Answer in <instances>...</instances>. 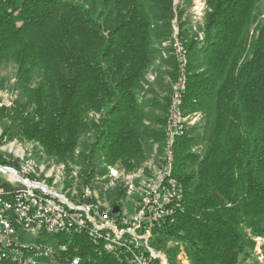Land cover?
<instances>
[{"label": "trees", "instance_id": "1", "mask_svg": "<svg viewBox=\"0 0 264 264\" xmlns=\"http://www.w3.org/2000/svg\"><path fill=\"white\" fill-rule=\"evenodd\" d=\"M262 1L205 0L200 41L174 0H0V64L14 62L29 82L36 72L42 79L27 103L0 116L60 163L92 134L78 153L90 168L84 181L95 159L138 168L147 144L164 146L165 118L147 123L142 99L152 84L141 97L142 83L179 20L189 58L184 107L202 113L203 123L178 140L175 175L185 186V210L157 243L184 245L191 264H237L242 246L264 236V20L251 37ZM169 101L156 106L166 113ZM203 127L205 153L198 155L194 130ZM74 246L82 247L84 264H120L96 257L84 235ZM179 247L166 250L171 264Z\"/></svg>", "mask_w": 264, "mask_h": 264}, {"label": "built area", "instance_id": "2", "mask_svg": "<svg viewBox=\"0 0 264 264\" xmlns=\"http://www.w3.org/2000/svg\"><path fill=\"white\" fill-rule=\"evenodd\" d=\"M201 1L203 6L195 8L194 18L203 26L206 7L205 0ZM194 26L203 41V32ZM167 45L172 51L163 52V57L175 62L177 78L171 86L162 153L154 144L158 165L148 162L131 173L122 166H107L110 174L92 177L93 184H85L77 173L68 177L55 165L39 164L30 152L11 159L9 153L18 154L17 142L0 131V174L8 177L6 184L0 183V261L84 264L82 247L74 246L76 237L84 235L96 257L110 255L120 264H169L157 241L185 210V186L175 175L177 144L201 124L203 114L187 113L184 107L189 58L177 19L172 40L163 44ZM154 80L153 76L148 83ZM149 84L144 85L141 97ZM118 186L126 197L111 207L105 196ZM116 207L119 212L113 214Z\"/></svg>", "mask_w": 264, "mask_h": 264}, {"label": "rangeland", "instance_id": "3", "mask_svg": "<svg viewBox=\"0 0 264 264\" xmlns=\"http://www.w3.org/2000/svg\"><path fill=\"white\" fill-rule=\"evenodd\" d=\"M78 1V0H75ZM175 4L177 5L176 9L179 8L180 10L184 11V17L183 22L185 23V29L192 35L194 33V25L198 28V30H201L202 25L197 24L195 20V13L194 10L201 9L203 6V1L201 0H178ZM204 12V11H203ZM264 20V0L258 5V8L255 12L254 16V24L251 31V37L254 35L255 30L259 24H261ZM177 24L180 29V22L177 20ZM196 34V33H195ZM155 49H159V46L155 44ZM170 47H164L161 46V54L157 55L152 66L147 72V75L145 77L144 82L142 85L149 84L148 82L151 80V78L154 76L155 80L152 81V85L150 87L149 93L146 95L145 98L142 99V102L145 104V112L147 115L148 124H152L151 122L156 118H165L166 113H164L161 109H159L156 106V103H163L166 101V98L170 96V88L176 80L171 79L170 73L173 72L172 65L170 64L172 60L166 59L162 55V51L167 52V54L170 52ZM41 74L39 72H36L31 81H28V78L26 75L23 76V74L19 73V67L14 62H4L0 64V111L4 108L11 109L14 108L18 104H25L30 100V90L34 89L38 83L41 82ZM1 113V112H0ZM200 113V112H199ZM95 119H98V116L95 117ZM155 119V120H156ZM155 122V121H153ZM203 123V122H202ZM196 125L195 127H198ZM193 127V128H195ZM0 131L4 134L9 135V138L11 140L16 141L15 151L18 152L16 154L15 152L9 153L11 154L10 157L12 158H18L22 156L25 152H30L32 155V159L38 162L42 165H47L50 167L51 165H55L57 168H60L59 170L64 173H66V176H73L74 173L79 174L81 180L85 184L90 183L93 181V178L95 179H102L105 178L107 175L110 174V171L108 169V165L104 163L103 158L101 160L95 159L92 162L93 168H94V174L93 178L89 180L90 182L85 179L84 181V171H88L90 168L87 166L86 163H83L81 159H79L78 153L82 152L84 149L87 148V146L92 142V134H84L81 137L80 140V148L78 149V153L74 156V159H71L68 161V163H60L57 160L50 158L43 148L35 141H29L20 138L18 134V130L16 126L12 125L11 120L8 119L6 116L3 118L0 116ZM205 134V128H197L194 130V135L198 139L199 145L196 146L193 151H195L198 155H203L205 153V147H206V140L202 139ZM158 145V149H160V145ZM147 148V158L143 161V163L140 165L141 167L146 165L148 162H153L155 165H158L159 157L154 152V145L153 148L150 145H146ZM163 151V149H162ZM159 153V152H158ZM162 153V152H161ZM15 157H14V156ZM119 166V165H115ZM139 166V167H140ZM149 166V165H148ZM121 167V166H120ZM138 167V168H139ZM89 168V169H88ZM103 168H106V170L103 172ZM136 169V168H135ZM134 171V170H133ZM127 173H131V171H127ZM105 176V177H104ZM125 179V177H123ZM8 179L7 176L0 174V183L6 184V180ZM73 180H75V177H73ZM115 181V180H114ZM121 182V181H120ZM93 184V182H91ZM114 187V186H113ZM111 187L107 194L105 196L107 205L113 206L116 205L118 202L121 203V200L125 199L124 190L122 192L120 186L117 188ZM113 188V189H112ZM121 190V191H120ZM250 235V234H249ZM253 236V235H252ZM253 240L255 242V245L252 246L249 242L245 243L242 246L239 259L237 264H264V236L256 237L253 236ZM161 250L166 252L167 249L175 248L180 246L179 253L176 256L177 264H191V261L189 260V257L184 249V245L176 243L173 240H167L165 242L157 243V246H161ZM164 247V248H163ZM169 264L170 261L168 259Z\"/></svg>", "mask_w": 264, "mask_h": 264}, {"label": "water", "instance_id": "4", "mask_svg": "<svg viewBox=\"0 0 264 264\" xmlns=\"http://www.w3.org/2000/svg\"><path fill=\"white\" fill-rule=\"evenodd\" d=\"M119 212V207L114 208L113 214H117Z\"/></svg>", "mask_w": 264, "mask_h": 264}]
</instances>
